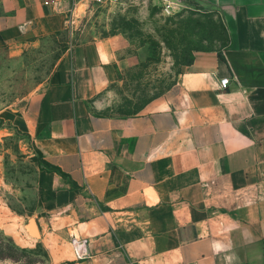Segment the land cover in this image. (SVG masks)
<instances>
[{
    "label": "crops",
    "instance_id": "obj_1",
    "mask_svg": "<svg viewBox=\"0 0 264 264\" xmlns=\"http://www.w3.org/2000/svg\"><path fill=\"white\" fill-rule=\"evenodd\" d=\"M44 1L0 0V41L65 29ZM195 1L219 16L223 43L194 49L138 111L98 108L137 62L120 35L67 45L29 109L5 111L56 168L36 174L50 264H264V0Z\"/></svg>",
    "mask_w": 264,
    "mask_h": 264
},
{
    "label": "rangeland",
    "instance_id": "obj_2",
    "mask_svg": "<svg viewBox=\"0 0 264 264\" xmlns=\"http://www.w3.org/2000/svg\"><path fill=\"white\" fill-rule=\"evenodd\" d=\"M65 24L60 31L26 36L20 45L0 41V264H50L46 249L26 229L39 210L36 174L47 163L32 135L4 113L29 109L31 92L45 81L60 52L94 35L125 38L137 62L121 69L96 99L101 112L128 115L170 87L194 49L225 39L216 12L195 0H176L170 13L161 0L81 5Z\"/></svg>",
    "mask_w": 264,
    "mask_h": 264
},
{
    "label": "built area",
    "instance_id": "obj_3",
    "mask_svg": "<svg viewBox=\"0 0 264 264\" xmlns=\"http://www.w3.org/2000/svg\"><path fill=\"white\" fill-rule=\"evenodd\" d=\"M122 0H45V4H52V7L55 11L59 13L66 14L65 21L70 24L73 20L74 10L81 5H106V4H116ZM163 2L164 10L167 13H170L175 6L176 0H161ZM228 78L225 77L218 82V88L224 89L228 84Z\"/></svg>",
    "mask_w": 264,
    "mask_h": 264
},
{
    "label": "water",
    "instance_id": "obj_4",
    "mask_svg": "<svg viewBox=\"0 0 264 264\" xmlns=\"http://www.w3.org/2000/svg\"><path fill=\"white\" fill-rule=\"evenodd\" d=\"M26 229L29 233L33 234L34 236H38V228L36 225V221L33 218L28 219Z\"/></svg>",
    "mask_w": 264,
    "mask_h": 264
},
{
    "label": "trees",
    "instance_id": "obj_5",
    "mask_svg": "<svg viewBox=\"0 0 264 264\" xmlns=\"http://www.w3.org/2000/svg\"><path fill=\"white\" fill-rule=\"evenodd\" d=\"M191 60V59H190ZM190 60L186 63V64H188L189 62H190ZM46 167L49 169V170H55L56 168L55 167H53V166H51V165H49V164H46Z\"/></svg>",
    "mask_w": 264,
    "mask_h": 264
},
{
    "label": "bare ground",
    "instance_id": "obj_6",
    "mask_svg": "<svg viewBox=\"0 0 264 264\" xmlns=\"http://www.w3.org/2000/svg\"><path fill=\"white\" fill-rule=\"evenodd\" d=\"M23 241H26V239L25 240L23 239Z\"/></svg>",
    "mask_w": 264,
    "mask_h": 264
}]
</instances>
